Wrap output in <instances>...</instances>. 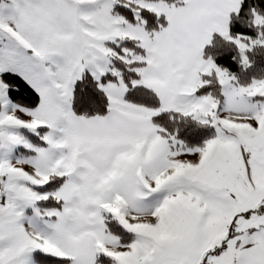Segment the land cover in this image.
Wrapping results in <instances>:
<instances>
[{"label":"snow or ice","instance_id":"obj_1","mask_svg":"<svg viewBox=\"0 0 264 264\" xmlns=\"http://www.w3.org/2000/svg\"><path fill=\"white\" fill-rule=\"evenodd\" d=\"M0 264H264V0H0Z\"/></svg>","mask_w":264,"mask_h":264}]
</instances>
